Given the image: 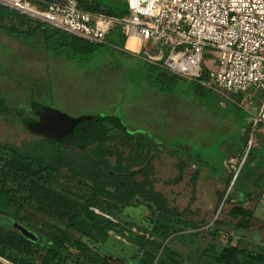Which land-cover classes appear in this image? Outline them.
I'll return each instance as SVG.
<instances>
[{
    "label": "rangeland",
    "instance_id": "rangeland-1",
    "mask_svg": "<svg viewBox=\"0 0 264 264\" xmlns=\"http://www.w3.org/2000/svg\"><path fill=\"white\" fill-rule=\"evenodd\" d=\"M26 14L32 19L24 24L12 15L0 17V23L18 28L41 27L30 42L0 30V92L11 106L10 114L0 115V141L20 144L33 138L22 117L33 114L30 107L34 102L54 106L72 116L119 112L128 131L145 132L146 137L160 144V153L154 161L158 171L156 188L166 193L170 206L184 212L181 219L189 221L181 224L175 220L172 235L163 241L165 246L176 251L181 263L198 264L202 254L222 251L232 242L249 251L264 253V220L253 222L256 231L251 232L231 223L222 226L214 223L230 205L216 197L211 201L210 191L206 188L209 178L203 170L212 162H218L216 166H219L223 155L238 150L247 139L248 144L252 140V146L262 148L258 150L257 165L264 160V146L259 145L264 144V124L254 125V117L246 109L252 110L251 105H246L247 101L237 96H230L235 102L221 98L209 87L196 86L197 81L190 78H178L168 85V90L163 89L149 78L140 56L125 54L122 48L105 49L94 44L95 52L88 53L68 44L60 45L55 39L46 43V29L43 23H39L44 20L31 13ZM57 54L67 58L58 60ZM212 55L206 53L204 67ZM174 152L179 154L178 159L181 157L192 164L193 161L199 163L203 175L200 173L199 181L194 184L192 176L197 168L190 166L178 183H163L164 178L175 175L172 166L175 160L169 155ZM242 153L237 155L238 160L244 155ZM161 155L163 158L160 160ZM227 163L231 165L234 161L227 160ZM248 164H253V161ZM235 166H238L236 162ZM229 170L235 169L231 166ZM49 187L66 194L77 206H81L91 194V188L85 182L73 180L63 172L53 179ZM7 188L19 191L18 197H23L17 202L23 205L21 208L0 197V217L7 228L12 226L36 235L37 219L40 223L61 224L54 211L41 208L20 193L18 183L11 181ZM224 190L226 193L229 190L231 195L235 193L232 185L225 184ZM263 198L250 207L253 215L261 208L259 213L264 216ZM218 203L222 204L221 214L215 212ZM105 213L114 218L118 226L100 247L101 252L116 264H137L139 245L134 242L136 234L149 235L159 211L150 209L144 201H136L112 209L111 214ZM75 253L73 250L72 255ZM69 264L83 263L71 259Z\"/></svg>",
    "mask_w": 264,
    "mask_h": 264
},
{
    "label": "trees",
    "instance_id": "trees-1",
    "mask_svg": "<svg viewBox=\"0 0 264 264\" xmlns=\"http://www.w3.org/2000/svg\"><path fill=\"white\" fill-rule=\"evenodd\" d=\"M79 4L85 10L117 17L128 10L126 0H79ZM6 15L17 17L23 24L32 19L26 13L0 3V17ZM39 23H43L46 29V43L55 39L60 45L68 44L88 53L95 52L94 44H99L105 49L115 46L123 48L126 39V34L120 31L119 27L108 33L109 43H99L88 41L45 21ZM40 28H18L0 23V30L26 42H30ZM121 51L131 55L124 49ZM139 58L149 72V78H153L163 89L168 90V85L175 83L178 78H183L164 68L161 63ZM198 85L207 87L197 81L196 86ZM218 96L220 97L219 94ZM41 105L34 102L31 107L34 110ZM10 113V102L0 92V115ZM29 117H22L25 125ZM77 117L93 139V143L85 149L33 133V138L25 139L20 144L0 141V197L18 208L23 206L17 204L19 199L23 198L18 197L19 191L7 188L9 183L14 181L19 184L20 193L38 203L41 208L54 211L57 220L61 222L60 225H52L48 222L40 223L37 219V227H34L36 235H32L12 226L7 228L0 217V255L19 264H69L71 259L83 264H116L111 257L101 252L100 248L109 239L110 232L118 226L115 219L105 212L111 214L112 209L144 201L150 209L159 211V214L149 235L136 234L134 242L139 245L137 264H183L176 256V251L163 244V241L172 235L171 229L175 220L181 224H188L189 221H183L181 217L185 216L184 212L170 206L169 198L156 188L157 177L152 161L160 153V144L151 141L145 136V132L128 131L119 112L106 115L82 114ZM116 130L120 132L116 133ZM244 145L246 150L248 139L242 146ZM243 149L240 151L242 154L245 153ZM258 150L262 148L250 147L248 159L243 162L239 172L235 174V170H231L226 176L227 186L234 182V189L250 196L253 194L255 177L248 182L246 178L257 168H264V160L259 165L256 163V159L260 157ZM249 161H253L255 168H250ZM100 162L105 164L104 170H101ZM187 164L186 160L181 159V170ZM221 168L223 166L218 167L220 174ZM61 172L90 186L91 194L81 206H77L66 194L49 187ZM199 175L200 173L196 172L192 176L194 184ZM225 190L219 193V200L229 204L230 208L228 211H222L224 215L219 216L214 223L218 226L231 223L239 229H249L253 211L244 205L245 200L232 202L231 194L225 198ZM263 191L264 184L258 199ZM178 216L180 218L176 219ZM193 225L198 227L196 223ZM30 227L33 230L32 226ZM73 250L76 253L72 255ZM198 264H264V253L249 251L238 245H228L222 251L212 250L209 255L202 254Z\"/></svg>",
    "mask_w": 264,
    "mask_h": 264
},
{
    "label": "built area",
    "instance_id": "built-area-1",
    "mask_svg": "<svg viewBox=\"0 0 264 264\" xmlns=\"http://www.w3.org/2000/svg\"><path fill=\"white\" fill-rule=\"evenodd\" d=\"M126 1L128 10L120 17L85 10L79 0L0 3L99 43H106L115 27L127 36L136 31L144 40L145 59L200 82L221 98L244 99L253 108L246 109L254 125L264 124V0ZM206 53L213 55L204 67ZM252 145L250 140L235 174ZM0 261L19 264L1 255Z\"/></svg>",
    "mask_w": 264,
    "mask_h": 264
},
{
    "label": "crops",
    "instance_id": "crops-1",
    "mask_svg": "<svg viewBox=\"0 0 264 264\" xmlns=\"http://www.w3.org/2000/svg\"><path fill=\"white\" fill-rule=\"evenodd\" d=\"M120 31L124 32L123 29H121V28H120ZM134 34L138 37V40H139V46H138V48H133V47L129 46L130 38L133 35V34H131L130 36H127L126 35V39H125V42H124V47L122 49H124V50L128 51L129 53L134 54L136 56H140V57L145 58L144 57V52H143L144 51V40L139 35L138 32H136ZM115 47L121 48L119 46H115ZM55 57L58 58V60H63L65 58H67L66 56H64L62 54L61 55L60 54H57V55H55ZM259 145L264 146V144H259ZM243 148L245 149V145L244 146H241L238 150H233L231 152H228L230 154L227 153V154L223 155V159L221 160V162H219V166H223V168L220 169L222 171L221 172L222 174H220L219 171H218V167L219 166H216L218 164V162L215 163V164L212 162L211 164H207L206 167H204V169H203L205 171L204 172V175L207 174V176L209 178L207 180L208 186L206 188H207L208 191H210L209 194H210V197H211V201H213L215 199V197H216V199L219 198V194L216 195V193L224 191L225 180L227 178L226 176L229 175V172H231L229 170V168L231 166L232 167H236L235 166V162H236L237 165H239L240 160H238V156L237 155L240 153V151ZM169 155H171L174 158V160H175V162H173V165H172L174 167V169H175V175L172 176V177H170V178H164L163 179V183L165 185L167 183L169 185L178 183L180 181V179H182L181 177H179L181 175V173L183 174L187 170V168L190 167V166H193V167L197 168L196 171H195V173L196 172H199V173H201V176H203L202 175V168H201V166L199 165L198 162L193 161V164H192L191 161H189V162H187L188 164L184 167V169L181 170V167L179 165L180 164V160L182 159V160L185 161V159L184 158H181V157H180V159H178L179 154H177L175 152L174 153H169ZM162 158H163V156L161 155L160 160ZM155 159L152 161V164L155 167V171H156L155 173H156V177H157L158 171H157L156 165L154 164ZM227 160L234 161V163H232L231 165H229L227 163ZM250 166L251 167H254V163L251 164ZM216 171H218V173H216ZM253 177H255V180H256V183L252 187L253 194L250 196V195H247V194L241 192L240 190H236L235 189V193L233 194L234 197L232 198L233 202H238V201L245 200L244 205L245 206H248L250 208L252 205H257V202L259 201V199L261 197H264V191H263L262 196L258 199V194H259L260 191H262V187H263V184H264V168L260 167V168H257L253 173L251 172L250 175L246 178V181L247 182L248 181H251V179ZM199 179L200 178H198L197 181H199ZM218 181H220L221 183L220 182L218 183ZM261 183H262V186H261ZM218 184H220V185H218ZM247 184L248 183H246V186H247ZM230 185H232L234 187V183L233 184L231 183ZM160 191H162V190H160ZM163 193L166 195L165 192H163ZM229 194H230V192L228 190L227 193H226V195H225V198ZM263 201H264V198H263ZM259 211H261V208H260V210L258 209V211L254 214V218L251 219V227L249 229H247V230L246 229H243L244 231H246V232L256 231L253 222L254 223H257V221L259 222L261 220H264V216L263 215H260ZM262 224L264 225L263 222H262ZM231 245H235L236 246V243L235 242H232Z\"/></svg>",
    "mask_w": 264,
    "mask_h": 264
},
{
    "label": "water",
    "instance_id": "water-1",
    "mask_svg": "<svg viewBox=\"0 0 264 264\" xmlns=\"http://www.w3.org/2000/svg\"><path fill=\"white\" fill-rule=\"evenodd\" d=\"M35 114L38 116L37 120L26 121L27 129L31 133L81 149L93 143V139L85 131L79 117L49 105L36 109ZM221 208L222 204L218 203L215 212L220 213Z\"/></svg>",
    "mask_w": 264,
    "mask_h": 264
},
{
    "label": "bare ground",
    "instance_id": "bare-ground-1",
    "mask_svg": "<svg viewBox=\"0 0 264 264\" xmlns=\"http://www.w3.org/2000/svg\"><path fill=\"white\" fill-rule=\"evenodd\" d=\"M134 33H136V31L133 32V35L130 38L129 46H131L133 48H138L139 40H138V37Z\"/></svg>",
    "mask_w": 264,
    "mask_h": 264
},
{
    "label": "flooded vegetation",
    "instance_id": "flooded-vegetation-1",
    "mask_svg": "<svg viewBox=\"0 0 264 264\" xmlns=\"http://www.w3.org/2000/svg\"><path fill=\"white\" fill-rule=\"evenodd\" d=\"M42 106H43V104L41 105V107H39V108H42ZM39 108H34V110L32 109V107H30V111H32V115L29 117L30 119H33V120H37L38 119V116L35 114V110L36 109H39ZM29 120V119H28ZM35 135V134H34ZM100 168H101V170L103 169H105V164H103L102 162H100Z\"/></svg>",
    "mask_w": 264,
    "mask_h": 264
}]
</instances>
